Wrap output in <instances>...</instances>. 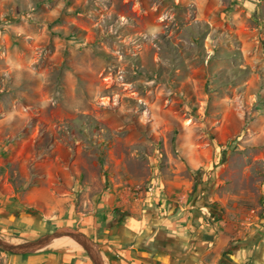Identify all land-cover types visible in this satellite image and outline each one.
I'll return each instance as SVG.
<instances>
[{
    "label": "rangeland",
    "instance_id": "1",
    "mask_svg": "<svg viewBox=\"0 0 264 264\" xmlns=\"http://www.w3.org/2000/svg\"><path fill=\"white\" fill-rule=\"evenodd\" d=\"M180 208L264 262V0H0V237Z\"/></svg>",
    "mask_w": 264,
    "mask_h": 264
},
{
    "label": "crops",
    "instance_id": "2",
    "mask_svg": "<svg viewBox=\"0 0 264 264\" xmlns=\"http://www.w3.org/2000/svg\"><path fill=\"white\" fill-rule=\"evenodd\" d=\"M185 211L182 208L180 212L156 209L153 213L141 214L139 211L134 213L136 215L127 214L117 220L111 217L103 219L101 214L91 215L90 220L82 219L87 220V224L85 223L83 227L78 226V230L100 246L108 244L112 248L120 249L116 252L124 255V261L130 264H218L220 253L217 250H224L226 247L223 244L222 232L218 233V239L221 238L222 241L211 248L205 247L207 242L202 238V234L194 243L195 222L188 216L189 212ZM191 244L199 246L200 251L195 252L196 249ZM251 250L250 247L241 248L239 254L244 257ZM193 252L197 254L194 255ZM239 254L236 253L235 257ZM180 255L183 257L177 259L176 257ZM8 264L59 263L55 256L30 255L26 259L13 256L9 258ZM252 264L264 262L252 260Z\"/></svg>",
    "mask_w": 264,
    "mask_h": 264
},
{
    "label": "water",
    "instance_id": "3",
    "mask_svg": "<svg viewBox=\"0 0 264 264\" xmlns=\"http://www.w3.org/2000/svg\"><path fill=\"white\" fill-rule=\"evenodd\" d=\"M61 237H70L76 241L82 250L86 252L92 264H104L98 251L100 245L92 241L80 230L69 226L57 227L52 232L20 243H13L0 237V250L12 255H30L44 250L53 240Z\"/></svg>",
    "mask_w": 264,
    "mask_h": 264
},
{
    "label": "bare ground",
    "instance_id": "4",
    "mask_svg": "<svg viewBox=\"0 0 264 264\" xmlns=\"http://www.w3.org/2000/svg\"><path fill=\"white\" fill-rule=\"evenodd\" d=\"M47 247L58 248V247H70V248H80L78 243L71 239L70 237H61L53 240Z\"/></svg>",
    "mask_w": 264,
    "mask_h": 264
},
{
    "label": "trees",
    "instance_id": "5",
    "mask_svg": "<svg viewBox=\"0 0 264 264\" xmlns=\"http://www.w3.org/2000/svg\"><path fill=\"white\" fill-rule=\"evenodd\" d=\"M26 256H28V255H26Z\"/></svg>",
    "mask_w": 264,
    "mask_h": 264
}]
</instances>
